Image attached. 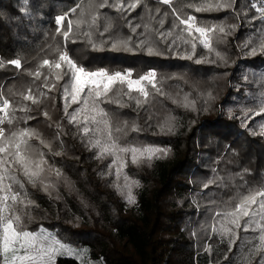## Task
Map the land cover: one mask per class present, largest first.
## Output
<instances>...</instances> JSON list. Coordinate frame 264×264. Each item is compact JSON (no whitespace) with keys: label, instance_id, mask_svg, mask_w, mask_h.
I'll list each match as a JSON object with an SVG mask.
<instances>
[{"label":"trees","instance_id":"16d2710c","mask_svg":"<svg viewBox=\"0 0 264 264\" xmlns=\"http://www.w3.org/2000/svg\"><path fill=\"white\" fill-rule=\"evenodd\" d=\"M101 3L0 0V108L7 113L0 128L5 137L31 130L27 143L45 161L33 184L12 162L14 146L0 153L7 161L0 205L20 216L24 231L53 242L46 264H264V213L256 214L264 196H256L239 228L224 220L226 234L212 230L221 227L216 213L264 193V0H140L134 9L127 5L135 0ZM176 15L195 16L191 33ZM200 26L209 28V48L194 30ZM116 41L127 47L113 48ZM62 53L86 71L130 78L113 82L106 96L89 97L86 86L78 103H68L67 64L52 66ZM151 72V83L142 80ZM138 79L147 97L128 88L127 80ZM92 117L107 123L98 126ZM96 140L107 149L103 155ZM120 148L165 151L133 162ZM4 255L0 241V264Z\"/></svg>","mask_w":264,"mask_h":264},{"label":"snow or ice","instance_id":"6c2138e0","mask_svg":"<svg viewBox=\"0 0 264 264\" xmlns=\"http://www.w3.org/2000/svg\"><path fill=\"white\" fill-rule=\"evenodd\" d=\"M140 2V0H135V3H129L127 5V8L134 9L136 5ZM163 4H171V0H161ZM107 0H102V3L100 6H106ZM113 7H116L117 5H112ZM119 7H125L124 4H120ZM211 7V6H210ZM215 7H227V4H217ZM203 10L200 7H197L195 11H201ZM176 10L173 9V13L175 15ZM264 16V14H262ZM64 17L61 16L58 18V22L63 21ZM93 22L95 21V16H93ZM175 19L178 20L180 25H186V30L191 33V30L193 29V26L195 24V16L190 15L186 16L184 18H180V16L176 15ZM163 21H161L162 24ZM195 32L200 34V37L202 38L200 42L203 44L204 47L209 48L210 44L207 39V34L209 32V28L205 26L195 27ZM135 31V29H133ZM220 32H224V27H219ZM170 33H164L163 35H169ZM65 37H67L68 32L64 33ZM146 41H142L141 43H145ZM187 42V41H186ZM121 43L124 44L125 47H127V41L121 42L116 41L113 43L112 47L117 48L121 45ZM262 47L261 51H264V40H262ZM195 43H192V51L194 53L195 51ZM148 53L151 55L153 54V47L151 46V43L149 42V46L147 48ZM257 51V48L254 46L251 50V54L255 55ZM219 55V53H217ZM60 62H66L67 64V71L64 72V75H69L70 81L73 83L69 86L71 88V92H69L68 88L65 89V98H67L69 95L71 96L70 101L68 103H78L79 97L81 93L84 92V89L86 86H88V96L92 97H100V96H106L108 91L110 90V86L115 81H120L123 83L126 79L124 75L117 72L114 75H109L105 71H90L85 70L82 66H77V64L68 57L67 53H62L59 55V61H56L53 63V67L55 69L61 68ZM197 62H202L200 60H197ZM11 63H13L17 68L21 67V61L19 59H14ZM44 65H49L50 61L48 59H45L43 61ZM60 73L56 74V78H60ZM130 75V74H129ZM154 73H150L147 76L142 77V80H147L149 83H151V80L149 79L150 76H154ZM35 76L39 78L40 72L36 71ZM98 78H104L106 82L101 84V79ZM141 84V80H127L128 88L131 90L133 86H136V90L139 91L144 97L148 96V92L143 88L139 87ZM25 99L32 100L33 103H36V99L32 95H28L24 97ZM68 103L64 105L65 112L67 113V107ZM85 106H87L88 101L85 100ZM137 103H140L139 100H137ZM3 105L5 107L8 106V100L3 101ZM260 109L264 111V101L260 102L259 105ZM97 108V105L93 104V109L95 110ZM0 111H4V108H0ZM83 111V109H75L73 113L70 115V122L76 123L77 122V116L79 113ZM7 115V113H5ZM99 114L102 117H106V113L103 109H99ZM47 115V113H45ZM92 120L94 123H96L98 126L103 123L106 124L107 120L102 119L100 121H97L95 117H92ZM11 122V121H9ZM4 120L0 119V124H3ZM99 130V127L98 129ZM90 131L89 127L85 125L83 128V132L87 135V133ZM262 132H264V129H261ZM35 135V133L31 132V130H18V131H11L10 134L5 137V129L0 128V138L3 139V143L0 144V153H4L7 151L8 146H14V148L17 151H13L11 153V160L12 162L16 164L22 165L24 175L28 178L30 182L33 184L36 183V180L41 176V173L44 171L42 165L45 163V161L42 158V153H38L33 147L27 143V138ZM94 146L101 148V155H103L107 149L101 144L99 140L94 141ZM113 148L116 147L115 144L111 145ZM120 152H131L132 153V161L136 162L138 155H148L149 158L152 154H155L156 152L165 151L163 149L158 148H145L143 150L139 148H120ZM112 154V153H109ZM119 158V157H118ZM5 163H7L6 160L3 158H0V169L4 168ZM57 174L59 175V172L57 171ZM5 176L3 174H0V182L4 180ZM11 179L15 180V177L12 176ZM212 181H209L211 183ZM47 186V185H46ZM22 187V185H21ZM207 187V185H205ZM261 195L264 196V193H250L246 196H243L240 198V201L237 206H235L234 210L231 211H223L216 213L217 216L222 217L220 224V228H213L212 230L214 232H219L221 235L226 234L229 229L227 226L224 225V220H228L230 223L235 224L237 228L240 227L239 224V218L241 216H248L249 215V206L252 204H256V196ZM5 200L7 197L4 198ZM13 200L16 199V196L13 195ZM129 202L133 201V198L131 195L128 197ZM0 209H2L3 214H0V241H2V250L5 254L3 256V264H12L13 261H20L21 264H23V261L31 259L32 261H36L39 259V257L43 253H51L53 251L52 248H43L41 247L37 241L38 237L37 235L24 231L22 228V225L20 223V216L19 215H8V207L4 205H0ZM264 213V200H261L258 204V209L256 211V214H262ZM15 222V227H14ZM244 231H247V227L245 226ZM261 241H264V235L260 237ZM23 249L25 252V255L18 256L17 253ZM34 253V255H32Z\"/></svg>","mask_w":264,"mask_h":264},{"label":"rangeland","instance_id":"374dc122","mask_svg":"<svg viewBox=\"0 0 264 264\" xmlns=\"http://www.w3.org/2000/svg\"><path fill=\"white\" fill-rule=\"evenodd\" d=\"M62 23H63V21L58 22L59 25H62ZM151 73H153V72H151ZM128 74H129V73H127V74L124 75L127 79L130 78V76H127ZM4 114H5V108H4V111H0V119H3V120L5 119ZM37 243H38L41 247H43V248H45V249H47V248H51L49 245H52V244H53V242H51V243L48 245V243H47L45 240H44V241H40V240H38ZM58 245H59V244H58ZM59 248L62 249V246H60ZM52 249H53V248H52ZM33 255H34V254H33ZM52 255H53V251H52L51 253H47V252H46V253H43V254L39 257V259L36 260L35 262L31 260V263H32V264H46V263L52 261V258H51Z\"/></svg>","mask_w":264,"mask_h":264},{"label":"built area","instance_id":"2783aa9c","mask_svg":"<svg viewBox=\"0 0 264 264\" xmlns=\"http://www.w3.org/2000/svg\"><path fill=\"white\" fill-rule=\"evenodd\" d=\"M207 39H208V38H207ZM208 41H209V39H208ZM129 74H130V73H129ZM129 74H128L127 76H130Z\"/></svg>","mask_w":264,"mask_h":264}]
</instances>
